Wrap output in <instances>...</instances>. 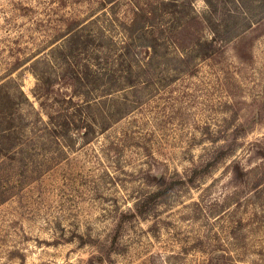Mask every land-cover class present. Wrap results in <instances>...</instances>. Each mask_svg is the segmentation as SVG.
Returning a JSON list of instances; mask_svg holds the SVG:
<instances>
[{
  "label": "rangeland",
  "instance_id": "374dc122",
  "mask_svg": "<svg viewBox=\"0 0 264 264\" xmlns=\"http://www.w3.org/2000/svg\"><path fill=\"white\" fill-rule=\"evenodd\" d=\"M0 131V264H264V0H0Z\"/></svg>",
  "mask_w": 264,
  "mask_h": 264
},
{
  "label": "trees",
  "instance_id": "16d2710c",
  "mask_svg": "<svg viewBox=\"0 0 264 264\" xmlns=\"http://www.w3.org/2000/svg\"><path fill=\"white\" fill-rule=\"evenodd\" d=\"M49 119H50V123H52L51 124V132H52L53 135L56 134V133H59L60 131H61V133H63V132L66 133L67 129L69 128V122L67 121V119L65 120L64 124L61 127H59L60 128L59 130L57 129V126L54 124L53 115H51V116L49 115ZM0 133H3V132L0 131ZM153 179L156 180V181H159V179H157V177H155V176H153ZM150 198L151 197H149L148 200H150ZM219 259H220V256H219V258L217 260H219ZM94 261H96V262H94ZM103 262H104V258L98 257L97 260L91 261L90 264H103ZM211 264H219V263H217L216 260H213V262Z\"/></svg>",
  "mask_w": 264,
  "mask_h": 264
}]
</instances>
